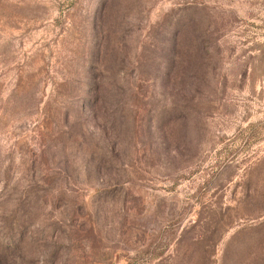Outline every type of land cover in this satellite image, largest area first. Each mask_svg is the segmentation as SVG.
I'll use <instances>...</instances> for the list:
<instances>
[{"label":"rangeland","instance_id":"1","mask_svg":"<svg viewBox=\"0 0 264 264\" xmlns=\"http://www.w3.org/2000/svg\"><path fill=\"white\" fill-rule=\"evenodd\" d=\"M0 264H264V0H0Z\"/></svg>","mask_w":264,"mask_h":264}]
</instances>
